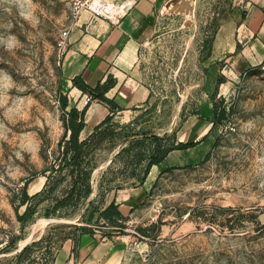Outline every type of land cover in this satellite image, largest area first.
<instances>
[{"label": "rangeland", "instance_id": "obj_1", "mask_svg": "<svg viewBox=\"0 0 264 264\" xmlns=\"http://www.w3.org/2000/svg\"><path fill=\"white\" fill-rule=\"evenodd\" d=\"M85 1L0 0V264H77L83 237L115 238L122 264H264V62L243 75L204 63L223 15L245 0H168L139 58L151 99L114 116L113 138L90 158L92 193L60 209L70 179L42 193L41 173L59 166L69 136L59 42L77 18L75 3ZM223 69L235 82L217 97L228 115L210 157L147 181L154 138L171 140ZM28 180L38 197L21 206ZM112 202L122 219L101 216Z\"/></svg>", "mask_w": 264, "mask_h": 264}, {"label": "crops", "instance_id": "obj_2", "mask_svg": "<svg viewBox=\"0 0 264 264\" xmlns=\"http://www.w3.org/2000/svg\"><path fill=\"white\" fill-rule=\"evenodd\" d=\"M167 1L137 0L119 24L83 11L69 28L68 45L61 62V81L63 92L65 89L69 94V109L87 107L86 127L81 139L87 138L111 114V107L95 97V89L107 81L113 83L105 96L117 105L115 116L133 113L150 101L151 91L139 75V58L155 30L157 12ZM245 1L246 5L223 15L210 55L204 60L206 68H215L222 63L230 69V75H243L264 62V0ZM225 72V69L220 72L223 76L219 73L214 89L205 93L208 100L198 105L171 138L176 146L192 142L196 145L171 151L151 168L147 181L151 179L154 183L165 171L195 164L210 153L219 137L213 121L212 98L217 100L226 95L225 87L231 92L234 86V80ZM75 79L86 87L85 91L74 84ZM85 95L98 101L84 105ZM71 96H75L73 101ZM129 207V204L123 205V208ZM123 255L124 245L115 238L99 241L83 237L72 260L77 264H122Z\"/></svg>", "mask_w": 264, "mask_h": 264}, {"label": "trees", "instance_id": "obj_3", "mask_svg": "<svg viewBox=\"0 0 264 264\" xmlns=\"http://www.w3.org/2000/svg\"><path fill=\"white\" fill-rule=\"evenodd\" d=\"M210 50L207 57L210 55ZM74 84L80 87L83 91L86 87L80 85L79 79L74 80ZM113 86V83L107 81L104 85L95 89V97L102 102L106 103L111 107V114L106 117V119L98 125L95 130L85 139H81V134L86 127V113L87 107L79 110L77 107L69 108V100L67 96L61 95L59 98V104L61 110L65 113V125L67 130V137L61 142V155L59 156V166H52L44 170L41 174L47 177V183L42 193H45L49 188L52 190L60 184H68V192L66 197L62 201H58L56 204V209L67 207L69 203L78 204L83 198L90 196L92 193V173H93V162L90 159L92 154L100 148L109 138H113L114 133L111 132L109 124L112 123L117 105L114 101L106 98L105 94ZM214 104V123L219 125L226 120L228 115V108L226 105V100L222 99L219 102L215 98H212ZM155 146L152 151L151 157L147 163L145 171V179L149 175L151 168L154 165L162 162L165 157L175 149H186L196 145V142L182 144L178 146L173 143L170 139H160L154 138ZM134 147L131 145L122 151L129 152L133 150ZM211 152L207 155L206 159L209 158ZM143 155H139V163L142 161ZM169 169L167 171H172ZM166 172V171H165ZM58 174V177L54 175ZM144 179V180H145ZM56 180V181H55ZM143 180V181H144ZM55 182V183H54ZM54 183V186H51ZM157 183V182H156ZM156 185V184H155ZM29 180L26 182L22 190V201L21 206L27 205V203L38 197V195L30 196L28 194ZM41 193V194H42ZM40 194V195H41ZM120 206L115 202H112L102 213L101 216L107 220L112 221L114 218L122 219L123 214L120 210ZM31 214V208H27L25 213L21 216L22 219H26Z\"/></svg>", "mask_w": 264, "mask_h": 264}, {"label": "built area", "instance_id": "obj_4", "mask_svg": "<svg viewBox=\"0 0 264 264\" xmlns=\"http://www.w3.org/2000/svg\"><path fill=\"white\" fill-rule=\"evenodd\" d=\"M137 0H125L123 2L105 0H86L83 2L75 3L74 13L78 17L83 11H88L93 17L107 20L112 24H119L123 18L133 9ZM69 31L62 33V39L59 42V46L62 49H66L68 45ZM91 95H85L83 98V104L89 105L96 102Z\"/></svg>", "mask_w": 264, "mask_h": 264}]
</instances>
